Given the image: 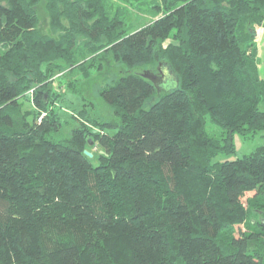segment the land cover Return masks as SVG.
<instances>
[{
    "label": "trees",
    "instance_id": "obj_1",
    "mask_svg": "<svg viewBox=\"0 0 264 264\" xmlns=\"http://www.w3.org/2000/svg\"><path fill=\"white\" fill-rule=\"evenodd\" d=\"M129 1L0 0V264H264V145L213 161L264 131V0ZM111 61L65 134L60 79Z\"/></svg>",
    "mask_w": 264,
    "mask_h": 264
},
{
    "label": "rangeland",
    "instance_id": "obj_2",
    "mask_svg": "<svg viewBox=\"0 0 264 264\" xmlns=\"http://www.w3.org/2000/svg\"><path fill=\"white\" fill-rule=\"evenodd\" d=\"M113 8L116 6H120L123 10L121 13L122 16H124L125 20L128 22H132V28L138 27L141 24L145 23L146 21L150 20L151 15H149L147 12L144 11L145 5H139L135 2H130L129 0H109ZM39 23L38 27L41 32L43 33H51V29L49 28V19L47 12L43 6L42 3L38 5L37 8ZM125 14V15H123ZM136 19V20H135ZM130 25V24H129ZM261 31L260 27L256 28V38L258 37V32ZM264 47V45H263ZM261 58H258L260 61V67L264 59H262V54H259ZM264 57V56H263ZM117 65L114 64L112 61L109 63H104L103 70H95L94 68H90V77L89 78H83L81 72L78 70H75L66 76L62 77L60 80L63 83L61 91V98L57 106V110L59 113V116L61 118L62 124H63V132L67 134L69 130L74 126L77 121L75 118L71 117V113L75 112L76 110L80 108H86L88 114L90 116H94L97 114H101L103 118L107 117L110 114V109L107 107V105L102 101L100 96L98 95L97 91L98 89L105 86L107 83H109L112 80V75H116V71H118ZM262 68V67H261ZM166 71V74L169 73L166 68H164ZM261 75L264 74V66L263 70H261ZM71 74V75H70ZM154 75L159 77L167 78V76L163 73L157 74L154 72ZM75 79L78 88L80 91L69 89V87L66 86L65 80L66 79ZM84 103H87V105H84ZM27 108H32L31 103L26 102L23 104ZM206 129L209 132H214L216 134L219 133V128L211 123H208L206 126ZM234 144H235V151L230 154H218L213 161H222L224 159H234L236 157H241L244 154H248L251 151L254 150L255 147L259 145H264V131H260L256 134L246 136H242L240 134L234 135ZM252 193L248 192L246 196H250Z\"/></svg>",
    "mask_w": 264,
    "mask_h": 264
},
{
    "label": "crops",
    "instance_id": "obj_3",
    "mask_svg": "<svg viewBox=\"0 0 264 264\" xmlns=\"http://www.w3.org/2000/svg\"><path fill=\"white\" fill-rule=\"evenodd\" d=\"M260 30L261 31H259L258 32V37L256 38V41H257V56H258V58H261V56L259 55V54H264V47H263V45H264V41H263V39H262V32H263V29L260 27ZM264 56V55H263ZM262 56V59H264V57ZM262 63L263 64H261L262 66V68L260 69V70H263V66H264V60L262 61ZM262 72V71H261ZM263 76H264V74H263Z\"/></svg>",
    "mask_w": 264,
    "mask_h": 264
},
{
    "label": "water",
    "instance_id": "obj_4",
    "mask_svg": "<svg viewBox=\"0 0 264 264\" xmlns=\"http://www.w3.org/2000/svg\"><path fill=\"white\" fill-rule=\"evenodd\" d=\"M146 76H147V74H146ZM150 77H151V79H152L153 81L156 80L154 76H150ZM89 143H92V141L89 140ZM84 153H85L86 155H88L89 157L92 156V153H91L90 151H88V150H84Z\"/></svg>",
    "mask_w": 264,
    "mask_h": 264
}]
</instances>
